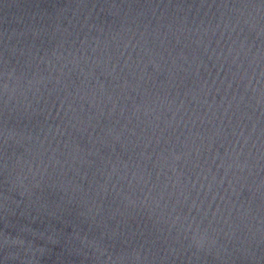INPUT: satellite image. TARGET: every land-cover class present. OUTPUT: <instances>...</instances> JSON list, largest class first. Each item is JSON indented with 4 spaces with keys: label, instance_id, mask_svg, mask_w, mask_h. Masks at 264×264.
<instances>
[{
    "label": "water",
    "instance_id": "water-1",
    "mask_svg": "<svg viewBox=\"0 0 264 264\" xmlns=\"http://www.w3.org/2000/svg\"><path fill=\"white\" fill-rule=\"evenodd\" d=\"M0 264H264V0H0Z\"/></svg>",
    "mask_w": 264,
    "mask_h": 264
}]
</instances>
